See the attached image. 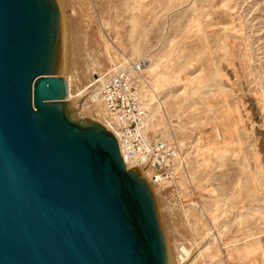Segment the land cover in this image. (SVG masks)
I'll list each match as a JSON object with an SVG mask.
<instances>
[{
  "label": "rangeland",
  "instance_id": "374dc122",
  "mask_svg": "<svg viewBox=\"0 0 264 264\" xmlns=\"http://www.w3.org/2000/svg\"><path fill=\"white\" fill-rule=\"evenodd\" d=\"M156 1L55 0L59 12L56 74L64 79L66 91L69 85L71 97L67 101L76 105L98 75L114 66L146 59L149 52L157 53L159 70L170 78L202 71L206 79L201 90L208 99L194 98L199 103L195 107H190L189 100L179 117L171 118L168 126L172 138L164 141L177 149L180 142L198 135L202 144L226 138L221 123L232 114L239 120L235 119L233 135L236 146L234 153L223 144L219 148L223 151L215 145L205 153L194 149L174 175L160 185L150 184L167 264H181L183 257L194 252L204 232H215L225 220L228 227L214 243L221 248L220 261L248 264L230 255L224 244L240 245L255 238L262 250L257 258L264 264V0H162L164 5ZM134 46L140 53L137 58L132 52ZM143 78L149 79L147 71L141 74L140 80ZM165 84L158 89L159 95L182 89L181 83ZM76 116L98 117L87 110ZM146 135L150 140H162L159 131ZM201 155L207 156V163L198 166L195 160ZM248 170L257 174L249 183L245 177ZM239 179L245 186L242 184L241 196L235 199L233 191ZM233 203L245 206L240 209L244 214L241 222L230 215ZM207 262L204 258L192 264Z\"/></svg>",
  "mask_w": 264,
  "mask_h": 264
},
{
  "label": "water",
  "instance_id": "95a60500",
  "mask_svg": "<svg viewBox=\"0 0 264 264\" xmlns=\"http://www.w3.org/2000/svg\"><path fill=\"white\" fill-rule=\"evenodd\" d=\"M55 0H0V264H167L155 199L56 74Z\"/></svg>",
  "mask_w": 264,
  "mask_h": 264
},
{
  "label": "bare ground",
  "instance_id": "6f19581e",
  "mask_svg": "<svg viewBox=\"0 0 264 264\" xmlns=\"http://www.w3.org/2000/svg\"><path fill=\"white\" fill-rule=\"evenodd\" d=\"M156 2L160 5H164L162 0H157ZM189 2H191V0H189ZM191 4H194V3H191ZM194 8H195V6H194ZM196 22L198 23V21H196ZM132 48H133L132 52L134 54V58H137L140 55L139 50H138L137 46H134ZM227 55H228V53H227ZM145 56H146V59L148 60V64L146 65L144 72L147 71L149 79L145 81L144 80L145 77H144L142 80H140L141 82H140L139 89H138V96H139V98H140V100H141V102H142V104L146 110V117H145V121H144L143 133H144L145 137L148 138V135H146V134L149 131H151L153 133H157L159 131V133L161 134V139L163 141L164 140L169 141L172 138V136H171L172 131L170 132L169 126H168L171 123V118L172 117L178 118L179 113H181L183 111L184 105L189 104V100H191L190 101V103H191L190 107H195L199 103L194 101V98H197L198 100H200L202 97H207V95L204 94L201 90L206 78L204 77V74L202 71H201V73H199L197 75H187V76L186 75L185 76L175 75V76L170 78L165 73H163L159 70L160 60L158 59L156 52H149ZM123 59L128 60L126 57H124ZM93 81H94V79H93ZM171 83H174V84L181 83L182 84L181 91H177V93L168 92V93H165L163 95L158 94V89L160 87H164V84L169 85ZM91 85H92V82L88 86L87 94L82 93L81 94L82 96H80V98H79L80 100L78 101V103L76 105H73V106L71 105V106L76 107L78 109V111H76V115L80 116L85 110H87V111H89V113L90 112L95 113V116L99 117V119H98V117L93 118V119H95V121H97V122L99 121V123H102V121H103L102 119L104 118V111H103L101 103L99 101H95L94 103L90 104L91 99L92 100L94 99V88H92ZM85 92H86V90H85ZM213 94L214 93H212V95ZM70 97H71L70 89H69V85L67 84L66 100H69ZM210 97H212V96H210ZM177 99H179V100L177 101ZM207 99H208V97H207ZM85 102H87V103H85ZM210 104H211V101H210ZM90 106L92 107L93 110L90 108ZM222 111H224V110H222ZM227 111H228V109H227ZM225 115H227V114H225ZM231 115L229 116V114H228L229 118L227 120L224 119L226 116L222 117L225 121H224V123H221L223 126V127L222 126L221 127L224 130L223 135L225 134L226 138H222L219 140L216 138L212 141H206L205 140L206 142H204L202 144V142H203L202 137L198 135L196 138H194L192 140L187 139L185 141L180 142L179 148L176 149L177 152H176L175 159H174L175 168H174L173 175L175 174L176 170L178 171L179 169L182 168V166H184L183 164H185L187 162V159L189 158V156L192 153V150H194V149L198 150V148H201L202 149L201 151H203L205 153L207 150L210 149V146L215 145L216 148L219 149V148H221L220 145L223 144L222 145L223 148L230 146V148L228 149V152H229V150H231V151L234 150L233 147L236 145H235V141L233 140V135L235 134V132L237 130V128H236L237 123L235 122V119L237 117L235 118V116L233 117ZM223 119H222V122H223ZM236 120L239 122L238 119H236ZM102 125L104 127H106L107 129H109V127L106 124L103 123ZM177 128L181 129V127H179V125H177ZM226 140H228V141H226ZM237 145L239 146L240 144L238 143ZM220 151H223V150L221 149ZM121 153L123 155V152H121ZM201 154H203V153L201 152ZM235 154H236V152H235ZM206 157H205V155H201V157L196 158V160H195L196 164L198 166L200 164H204L206 162V159H207ZM243 158H245V157H242V159ZM200 159H201V161L199 162ZM244 161H245V159H244ZM247 164H246V166H247ZM139 171H140L141 175H143V174L148 175V177L145 180L148 182L149 185L151 183H153V182H151L152 180H151V174H150L149 170L142 168ZM241 175H243V174H241ZM246 175L247 176H245V177H247V180L249 183V181L255 180L254 177H256L257 174L256 173H250L248 170V173ZM243 176H241V177H243ZM242 179L245 180V178H242ZM163 181H166V180H163ZM163 181L157 182V184L160 185L161 183H163ZM241 181L242 180H240V179H239V181L238 180L236 181L237 184H235L236 185L235 191H233L235 199H236V196L239 197L238 196L239 194L241 196L242 186L243 185L245 186V184H243L244 181H243V183ZM167 182H170V181H167ZM245 182H246V180H245ZM244 186H243V188H244ZM248 186H250V185H248ZM251 187L252 186H250V188ZM244 190H246V188ZM246 192H249V190ZM242 193H243L242 195H244V192H242ZM247 195H248V193H247ZM233 200H231V202ZM240 203H242V202H240ZM242 207H245V206H242ZM242 207L236 206L234 203H233V205H230V211H231L230 215L232 214L231 216L233 217V220H236L237 222H241L242 218L244 217V214H242L240 212L241 211L240 209ZM237 210H239V212L236 213ZM231 216H230V218H231ZM226 217H227V215H226ZM227 223L228 222L225 220L223 222V224L220 225V227H218L217 229L215 228L216 229L215 232H211V229H207L204 232V236H202L200 242L196 243V248L194 249V252H191L190 255L188 254L189 255L188 258L183 257L184 260H183V262H181V264H192V263L199 261V260L203 261L204 258H207V260L209 261L205 264H210L212 262L220 261L221 260L220 257L223 256L222 252H221V248L218 247L217 245H215L214 243L216 242V239L219 236H222L224 234V232L226 231V229L228 227ZM224 246L228 250V252H229V250L231 251V252H229L230 255H233L238 259H245L248 262V264H261L260 260H263L260 256L261 254L258 255V256H260L261 259H259V257L257 258V254L260 251L262 252L261 243L258 239L252 238L251 240H245L240 245L230 242V243L224 244ZM226 249H225V251H226Z\"/></svg>",
  "mask_w": 264,
  "mask_h": 264
},
{
  "label": "built area",
  "instance_id": "2783aa9c",
  "mask_svg": "<svg viewBox=\"0 0 264 264\" xmlns=\"http://www.w3.org/2000/svg\"><path fill=\"white\" fill-rule=\"evenodd\" d=\"M125 64L114 66L94 79L91 103H101L104 111L101 124H106L116 138L125 165L149 170L151 182L157 183L173 175L176 149L163 140H150L143 133L146 110L138 96V87L148 60Z\"/></svg>",
  "mask_w": 264,
  "mask_h": 264
}]
</instances>
